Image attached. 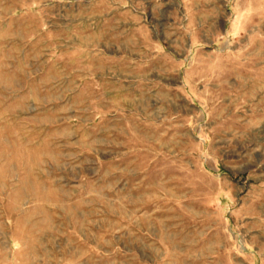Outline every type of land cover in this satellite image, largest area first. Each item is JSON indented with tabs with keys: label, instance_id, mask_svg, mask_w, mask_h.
<instances>
[{
	"label": "rangeland",
	"instance_id": "374dc122",
	"mask_svg": "<svg viewBox=\"0 0 264 264\" xmlns=\"http://www.w3.org/2000/svg\"><path fill=\"white\" fill-rule=\"evenodd\" d=\"M0 264H264V0H0Z\"/></svg>",
	"mask_w": 264,
	"mask_h": 264
}]
</instances>
